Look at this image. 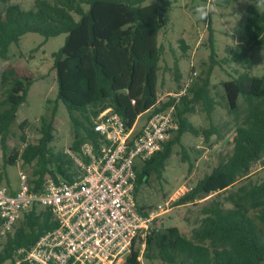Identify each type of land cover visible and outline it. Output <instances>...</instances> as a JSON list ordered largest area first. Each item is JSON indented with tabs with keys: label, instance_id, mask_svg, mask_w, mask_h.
<instances>
[{
	"label": "trees",
	"instance_id": "obj_1",
	"mask_svg": "<svg viewBox=\"0 0 264 264\" xmlns=\"http://www.w3.org/2000/svg\"><path fill=\"white\" fill-rule=\"evenodd\" d=\"M144 0H34L30 9H24L10 0H0V59H9L12 43L18 44L26 33H39L46 39L67 34L64 45L52 54L57 72L58 94L67 107L75 127L72 149L91 140L95 142L94 120L111 107L129 128L139 117L156 106L158 100V72L163 48L159 32L168 23L170 6L155 4L143 6ZM238 42L227 48L222 59L236 62L244 71L237 72L223 82L225 97L231 113L241 110L240 98L245 104V115L236 127L232 154L219 162L212 172L185 193L177 204L203 199L234 186L251 174L252 163L264 154V74L254 75L255 50L264 51V0H251L244 20L236 29ZM212 35L209 36L211 40ZM216 64V60L213 61ZM220 63V62H219ZM178 75V79H180ZM31 76L20 75L13 66L0 76V143L8 150L10 127L21 104L26 102L33 84ZM174 99L162 103L148 114L166 109ZM201 103L211 114L217 104L210 90V74L201 84L194 83L187 95L175 106L179 129L163 150L145 161L137 172V189L152 173L161 175L173 146L186 132L203 135L208 141L219 134L212 125L200 129L187 118ZM52 113L42 117L41 137L37 143H27L20 154L26 164L35 163V188L49 177L60 175L71 181L73 165L65 152H55ZM79 114V115H77ZM27 120L20 123L25 129ZM80 129L84 136H79ZM24 141L25 136L22 135ZM17 153L10 156V161ZM233 206L226 207L219 199L208 201L201 209L203 217L187 235L177 226L165 231L154 229L145 237L144 254L150 264H262L264 262V180L252 186H241L227 198ZM145 208L142 206L141 210ZM256 215L251 214V210ZM58 227L49 208L34 205L25 212L15 232L0 241V264H8L18 257L20 249H28L39 238ZM140 249L132 250L123 264H142ZM156 261H159L156 263Z\"/></svg>",
	"mask_w": 264,
	"mask_h": 264
},
{
	"label": "rangeland",
	"instance_id": "obj_2",
	"mask_svg": "<svg viewBox=\"0 0 264 264\" xmlns=\"http://www.w3.org/2000/svg\"><path fill=\"white\" fill-rule=\"evenodd\" d=\"M10 1L20 4L24 9H30L34 3V0ZM163 2L168 3L170 8L168 23L161 29L158 37L163 48L159 62L158 96H164L165 101L169 100L181 90L192 72H197L194 82L196 84H201L210 74L211 95L217 102L213 112L207 113L204 106L198 103L195 105V111L186 116L197 128L205 129L216 125L220 133L213 135L208 141L203 135L184 133L181 141L173 146L161 175L152 173L146 178V182L139 185L137 200L147 211L155 212V229L165 231L169 227L177 226L183 233L190 235L192 229L199 225L203 217L201 209L208 201L219 199L224 206L232 207L233 204L227 200L231 192H236L241 186H252L264 180L263 154L252 163L249 177L219 195L212 194L193 202L177 204L178 200L210 174L220 161L232 154L236 127L244 118L246 106L240 98V113L236 115L230 112L223 82L230 80L245 68L236 62L228 63L222 59L228 55L227 48L238 42L236 29L239 22L244 20L245 10L251 0H144L142 5L161 6ZM201 3H207L214 10L206 20L198 19L195 12V8ZM4 7L0 5V12H3ZM66 36L67 34L63 33L46 39L39 33H26L18 44L10 45L9 59H0V76L4 69L13 66L20 75L34 79L27 100L20 105L17 117L10 127L6 153L2 151L0 143V186L17 189L20 184V172L26 173L31 180L35 178V163L26 164L20 154L27 143L38 142L43 116L50 118L55 112V138L50 144L55 152H66L75 140L76 130L67 107L63 101L57 100V72L52 56L64 45ZM214 60L216 64L213 63ZM252 73L258 76L264 74L263 50L254 52ZM178 75L181 76L180 79ZM0 97H4L1 88ZM147 116L148 114H145L140 118V126L145 123ZM24 120L28 123L22 130L20 123ZM22 135L25 136L26 142ZM79 136H84L83 129H80ZM14 153H17V158L10 161V156H14ZM251 214L255 216L256 211L252 209ZM4 238L0 236V241H4ZM141 263L150 264V261L143 255Z\"/></svg>",
	"mask_w": 264,
	"mask_h": 264
},
{
	"label": "built area",
	"instance_id": "obj_3",
	"mask_svg": "<svg viewBox=\"0 0 264 264\" xmlns=\"http://www.w3.org/2000/svg\"><path fill=\"white\" fill-rule=\"evenodd\" d=\"M192 72L174 103L143 125L127 127L111 107L93 123L95 142L65 153L72 161V180L47 178L39 188L20 172L17 189L0 186V236L15 232L23 214L34 205L50 209L58 227L42 235L8 264H123L132 250H145V237L155 228V212L141 210L136 195L137 172L142 164L179 129L175 106L196 80ZM169 98V99H170ZM168 101V100H167ZM166 102L159 97L154 108ZM154 108L146 114H150Z\"/></svg>",
	"mask_w": 264,
	"mask_h": 264
},
{
	"label": "clouds",
	"instance_id": "obj_4",
	"mask_svg": "<svg viewBox=\"0 0 264 264\" xmlns=\"http://www.w3.org/2000/svg\"><path fill=\"white\" fill-rule=\"evenodd\" d=\"M214 10L210 8L207 3H201L195 8L197 18L200 20H206Z\"/></svg>",
	"mask_w": 264,
	"mask_h": 264
}]
</instances>
